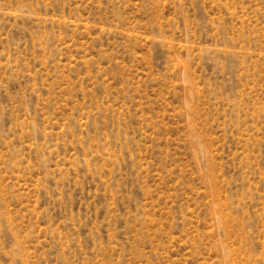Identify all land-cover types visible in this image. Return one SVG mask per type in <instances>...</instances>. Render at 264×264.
<instances>
[{"label":"rangeland","instance_id":"rangeland-1","mask_svg":"<svg viewBox=\"0 0 264 264\" xmlns=\"http://www.w3.org/2000/svg\"><path fill=\"white\" fill-rule=\"evenodd\" d=\"M0 264H264V0H0Z\"/></svg>","mask_w":264,"mask_h":264}]
</instances>
